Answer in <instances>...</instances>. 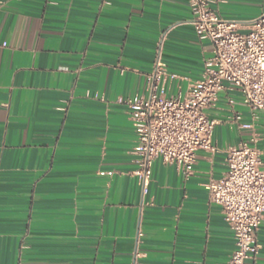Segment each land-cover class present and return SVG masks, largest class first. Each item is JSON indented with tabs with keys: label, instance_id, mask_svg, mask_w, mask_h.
<instances>
[{
	"label": "crops",
	"instance_id": "obj_1",
	"mask_svg": "<svg viewBox=\"0 0 264 264\" xmlns=\"http://www.w3.org/2000/svg\"><path fill=\"white\" fill-rule=\"evenodd\" d=\"M215 1L243 32L264 13V0ZM192 19L189 0H0V264L229 263L234 236L208 184L252 138L264 170V115L223 93L216 152H198L188 180L156 160L145 194L118 104L146 94L159 46L180 78L169 95L201 77L213 46ZM257 240L264 264V222Z\"/></svg>",
	"mask_w": 264,
	"mask_h": 264
},
{
	"label": "built area",
	"instance_id": "obj_2",
	"mask_svg": "<svg viewBox=\"0 0 264 264\" xmlns=\"http://www.w3.org/2000/svg\"><path fill=\"white\" fill-rule=\"evenodd\" d=\"M215 0H189L192 25L201 41L211 42L202 75L188 79L186 92L169 95L178 79L168 72L159 46L145 95L120 98L136 134L134 175L146 194L153 164L161 160L176 167L186 180L195 174L197 153H215L218 120L209 112L225 92H236L256 118L264 115V13L247 23L245 32L236 22L223 20ZM241 114L233 117L240 122ZM245 127V126H244ZM258 139L252 138L227 150V172L208 184L209 199L221 208L232 230L236 249L228 264H257L258 231L264 222V170Z\"/></svg>",
	"mask_w": 264,
	"mask_h": 264
}]
</instances>
